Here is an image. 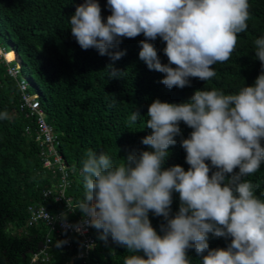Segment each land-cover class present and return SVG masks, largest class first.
Here are the masks:
<instances>
[{
    "label": "clouds",
    "instance_id": "9594fccd",
    "mask_svg": "<svg viewBox=\"0 0 264 264\" xmlns=\"http://www.w3.org/2000/svg\"><path fill=\"white\" fill-rule=\"evenodd\" d=\"M107 6L106 22L98 0L76 7L69 24L79 46L117 61L126 51L109 50L122 38H161L167 64L145 41L139 58L164 74L161 83L169 89L189 87L190 78H214L213 66L231 59L251 19L249 0H107ZM254 44L264 66V37ZM108 69L112 78L120 75L112 65ZM146 117L151 134L142 144L150 150L129 154L120 164L104 152H86L84 196L77 205L85 223L102 230L101 240L111 237L132 253L124 264H191L189 249L202 257L201 264H264V200L244 179L264 164V71L254 86L235 93L197 90L179 104L156 99ZM140 118L135 111L129 121ZM180 122L193 130L181 141L187 171L179 165L164 168L169 148L182 134ZM174 192L180 207L172 218ZM150 212L165 219L163 235L152 226ZM209 234L231 243L226 250L210 249Z\"/></svg>",
    "mask_w": 264,
    "mask_h": 264
},
{
    "label": "trees",
    "instance_id": "16d2710c",
    "mask_svg": "<svg viewBox=\"0 0 264 264\" xmlns=\"http://www.w3.org/2000/svg\"><path fill=\"white\" fill-rule=\"evenodd\" d=\"M85 0H0V47L10 43L20 61L19 77H11L9 65L0 59V264H29L48 233L45 225L28 227V207L42 204L51 212L64 210V205L45 198L57 180L43 168L40 147L36 142L37 124L20 110L19 81L25 74L30 79L28 93L39 95L46 121L58 136V151L70 166L71 188L67 195L74 204L84 196L81 172L82 160L87 151L104 152L115 164L123 163L129 154H139L150 148L142 139L151 134L146 128L148 108L156 99L161 102L183 103L190 101L197 90H222L225 94L238 92L244 86H254L264 66L255 57L254 41L264 37V0H249L251 19L246 32L239 34L236 50L229 61L213 66L216 76L201 81L190 78V86L183 89L167 88L161 81L164 74L149 70L140 60L141 41L153 44L162 63L166 43L140 36L122 38L118 48L109 51H126L121 59L113 61L101 56L96 49L83 50L70 30V19L76 7ZM106 22L111 12L107 0H98ZM18 59V58H17ZM112 65L120 75L110 76ZM175 67V65H173ZM138 111L140 120L131 124L129 116ZM6 114V118H5ZM181 135L169 148L164 168L179 165L187 171L186 151L181 141L193 131L180 122ZM29 129V131H27ZM264 146V142H262ZM211 167V162H207ZM216 171V169H212ZM238 172L239 170L236 169ZM255 187V195L264 200V164L254 175L245 177ZM180 207L178 193H173L171 217ZM78 211V210H77ZM80 215H83L78 211ZM152 226L163 235V217L149 213ZM97 247L92 260L103 264H124L131 255L126 247L99 237L102 230L93 229ZM210 249H227L231 238H217L209 234ZM48 264H65L73 252L59 246L53 250ZM143 255V253H140ZM207 255V253H205ZM191 264H201L202 257L194 249L188 250ZM146 258V257H145Z\"/></svg>",
    "mask_w": 264,
    "mask_h": 264
},
{
    "label": "built area",
    "instance_id": "2783aa9c",
    "mask_svg": "<svg viewBox=\"0 0 264 264\" xmlns=\"http://www.w3.org/2000/svg\"><path fill=\"white\" fill-rule=\"evenodd\" d=\"M10 52L0 47V59L9 65V75L17 79L20 71L19 60H8ZM19 87L22 95L20 110H27V117L34 118L38 127L36 142L40 147L43 168L50 171L57 180L54 188L48 189L44 196L52 197L54 202L64 205V210L58 212H51L42 204L28 207L27 226L35 227L42 224L48 229L44 242L37 252L32 253L29 264L50 263L54 256L53 250L59 242H64L59 248L73 252V256L65 264H101L92 260L91 256L97 247L93 227L85 223V217L78 213L73 198L67 195L71 188L70 166L58 151V136L46 121L39 95L28 93L30 85L26 77L19 81Z\"/></svg>",
    "mask_w": 264,
    "mask_h": 264
},
{
    "label": "rangeland",
    "instance_id": "374dc122",
    "mask_svg": "<svg viewBox=\"0 0 264 264\" xmlns=\"http://www.w3.org/2000/svg\"><path fill=\"white\" fill-rule=\"evenodd\" d=\"M7 44V46H6V48L8 49V50H12V47H11V45H10V43H6ZM13 53V52H12ZM18 58V56L16 55V58L15 59H17ZM14 59V60H15ZM8 60H9V56H8ZM25 77L27 78V80H28V82L30 81V79L27 77V73L25 74ZM30 83V82H29Z\"/></svg>",
    "mask_w": 264,
    "mask_h": 264
},
{
    "label": "bare ground",
    "instance_id": "6f19581e",
    "mask_svg": "<svg viewBox=\"0 0 264 264\" xmlns=\"http://www.w3.org/2000/svg\"><path fill=\"white\" fill-rule=\"evenodd\" d=\"M94 229V228H93ZM96 262H98V261H96ZM99 263H101V262H99ZM101 264H103V263H101Z\"/></svg>",
    "mask_w": 264,
    "mask_h": 264
}]
</instances>
